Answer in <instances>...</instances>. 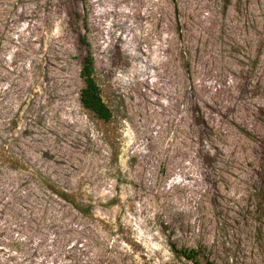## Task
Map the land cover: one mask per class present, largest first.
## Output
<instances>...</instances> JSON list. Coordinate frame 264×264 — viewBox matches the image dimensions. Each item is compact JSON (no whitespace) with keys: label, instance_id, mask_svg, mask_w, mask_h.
I'll use <instances>...</instances> for the list:
<instances>
[{"label":"rangeland","instance_id":"obj_1","mask_svg":"<svg viewBox=\"0 0 264 264\" xmlns=\"http://www.w3.org/2000/svg\"><path fill=\"white\" fill-rule=\"evenodd\" d=\"M174 244L264 264V0H0V264H191Z\"/></svg>","mask_w":264,"mask_h":264},{"label":"trees","instance_id":"obj_2","mask_svg":"<svg viewBox=\"0 0 264 264\" xmlns=\"http://www.w3.org/2000/svg\"><path fill=\"white\" fill-rule=\"evenodd\" d=\"M82 42L88 44L85 38ZM83 81V86L80 90V102L83 108L97 119L109 122L113 118V112L109 105L105 102L102 89L96 77L95 60L91 51L85 56L84 64L80 72ZM52 189L61 198L71 202L75 208L80 211H85L80 203L76 201L74 195L70 192L57 189L53 184ZM172 251L179 259H185L191 264H215L208 256L205 255L201 248L197 247H177L172 245Z\"/></svg>","mask_w":264,"mask_h":264}]
</instances>
